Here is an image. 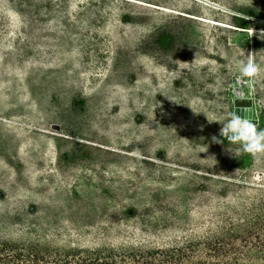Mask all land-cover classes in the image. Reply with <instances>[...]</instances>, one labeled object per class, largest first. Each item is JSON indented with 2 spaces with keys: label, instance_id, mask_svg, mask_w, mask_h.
<instances>
[{
  "label": "rangeland",
  "instance_id": "rangeland-1",
  "mask_svg": "<svg viewBox=\"0 0 264 264\" xmlns=\"http://www.w3.org/2000/svg\"><path fill=\"white\" fill-rule=\"evenodd\" d=\"M263 205L264 0H0V240L168 247Z\"/></svg>",
  "mask_w": 264,
  "mask_h": 264
},
{
  "label": "trees",
  "instance_id": "trees-1",
  "mask_svg": "<svg viewBox=\"0 0 264 264\" xmlns=\"http://www.w3.org/2000/svg\"><path fill=\"white\" fill-rule=\"evenodd\" d=\"M0 264H264V205L212 236L168 247L67 251L0 240Z\"/></svg>",
  "mask_w": 264,
  "mask_h": 264
},
{
  "label": "water",
  "instance_id": "water-1",
  "mask_svg": "<svg viewBox=\"0 0 264 264\" xmlns=\"http://www.w3.org/2000/svg\"><path fill=\"white\" fill-rule=\"evenodd\" d=\"M235 107L236 108H246L248 109L250 107V100L249 99H238L235 101Z\"/></svg>",
  "mask_w": 264,
  "mask_h": 264
}]
</instances>
